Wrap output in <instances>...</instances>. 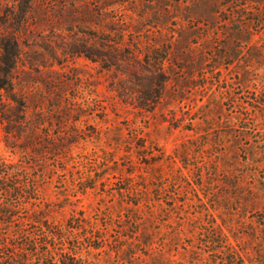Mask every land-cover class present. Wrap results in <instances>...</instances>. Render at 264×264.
I'll use <instances>...</instances> for the list:
<instances>
[{
  "label": "rangeland",
  "instance_id": "1",
  "mask_svg": "<svg viewBox=\"0 0 264 264\" xmlns=\"http://www.w3.org/2000/svg\"><path fill=\"white\" fill-rule=\"evenodd\" d=\"M8 39L2 188L97 264H264V0H0Z\"/></svg>",
  "mask_w": 264,
  "mask_h": 264
},
{
  "label": "trees",
  "instance_id": "2",
  "mask_svg": "<svg viewBox=\"0 0 264 264\" xmlns=\"http://www.w3.org/2000/svg\"><path fill=\"white\" fill-rule=\"evenodd\" d=\"M1 46L0 89H11L13 87L12 70L16 64L18 54L17 44L14 40L8 39L4 42L1 41ZM4 172L6 175L4 179H6L8 173H6V171ZM0 180H2V178H0ZM2 186H4L3 183L0 186V199L4 198V200H0V253L6 249L9 250V253H6L5 256L0 254V264H97L96 261L89 259V257L79 255L83 247V244L80 246L79 241L80 238H82L80 235L83 233H91V235H94L92 232L95 231V228L93 225H89L92 220L90 221L80 213V217L76 218L73 216L72 218H75V221H77L76 225H74V223L63 225L52 221L47 218V215H43V210L29 211L24 204L26 201L21 200L20 202V199L26 198H24L23 195L25 192L23 186L16 185L13 188L14 194L7 188H2ZM27 198L29 199V197ZM20 209H27L28 213L25 215H22L23 213L19 214ZM26 221H28V223H26ZM1 224H5L7 227H2ZM29 227L33 228L34 231L29 229ZM88 230L92 232H88ZM9 231L12 233L10 234ZM30 231L34 232L36 237H34V235L32 238L27 237V241L20 245L12 242L15 240L17 233L26 234ZM67 237L75 238L78 245L69 247L70 250H66L64 248V243ZM84 238L91 239L93 236L89 237L86 234ZM97 240L98 243L86 245L87 252L91 251V247L96 249L102 247L103 237L99 236ZM15 247L25 249L26 255L16 258L14 256L15 252L11 250ZM29 252L38 256L37 261H33L32 258H29Z\"/></svg>",
  "mask_w": 264,
  "mask_h": 264
}]
</instances>
